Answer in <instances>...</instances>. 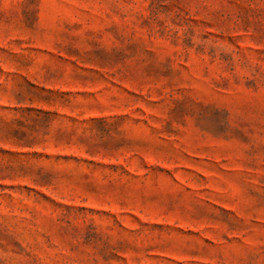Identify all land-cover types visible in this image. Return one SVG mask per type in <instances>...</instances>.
Returning a JSON list of instances; mask_svg holds the SVG:
<instances>
[{"label": "rangeland", "instance_id": "374dc122", "mask_svg": "<svg viewBox=\"0 0 264 264\" xmlns=\"http://www.w3.org/2000/svg\"><path fill=\"white\" fill-rule=\"evenodd\" d=\"M0 264H264V0H0Z\"/></svg>", "mask_w": 264, "mask_h": 264}]
</instances>
